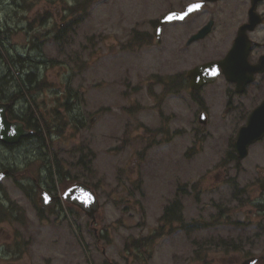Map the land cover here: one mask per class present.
Returning <instances> with one entry per match:
<instances>
[{"label":"rangeland","instance_id":"rangeland-1","mask_svg":"<svg viewBox=\"0 0 264 264\" xmlns=\"http://www.w3.org/2000/svg\"><path fill=\"white\" fill-rule=\"evenodd\" d=\"M22 1L34 2L30 13ZM47 2L0 0V27L5 20L13 26L11 56L36 54L42 60L26 70L11 63V75L20 81H27L32 67L36 77L27 96L15 102L49 129L43 149L23 146L4 158L21 182L7 178L2 190L11 206L25 208L18 186L31 189L30 174L37 177L45 166L43 177L58 170L69 174L58 183L61 192L73 179L88 183L101 207L92 224L76 206L70 225L66 215H51L49 224L22 215L17 249L34 262L59 258L56 264H68L69 255L71 264H241L264 255V216L251 204L259 196L254 173L241 180L227 161L218 166L229 157L237 130L223 105L203 130H195L197 104L179 91L181 73L212 58L209 42L184 46L187 35L166 28L155 42L152 21L168 9L164 0H50L51 20L31 21L37 26L26 34L21 17L45 12ZM82 6L83 12L69 13ZM219 93L215 86L205 92L203 105ZM260 152L264 156V146ZM31 158L28 175L24 167ZM174 198L182 220L163 224L159 217ZM3 230L0 251L10 239L9 229ZM148 235L153 240L146 246L126 247ZM98 239L105 256L95 246Z\"/></svg>","mask_w":264,"mask_h":264},{"label":"flooded vegetation","instance_id":"flooded-vegetation-1","mask_svg":"<svg viewBox=\"0 0 264 264\" xmlns=\"http://www.w3.org/2000/svg\"><path fill=\"white\" fill-rule=\"evenodd\" d=\"M146 1L153 3L157 0ZM164 3L168 6L167 10L184 11L192 3H197L199 7L188 12L182 19H174L164 23L161 26L160 35L163 28H166V31L169 30L173 35L180 33L183 37L186 34L184 46L207 40L209 49L212 52V58L209 60L221 61L228 55L227 60L218 64L213 81L201 86L198 90L190 88L191 79L188 71L193 66L209 60L199 62L188 68L184 74L181 73V76H179V91L184 92L189 99L197 104L194 119L197 120L198 125L195 126V130H203L209 124L211 112L223 105L224 112L229 115V119L237 132L248 125L250 130L262 131L260 137L248 144L246 155L243 158H239L235 152L236 132L230 146L231 157L228 159L227 164H229L231 171L234 172L232 176L235 178L243 180V174L254 173L253 183L256 190H258L259 196L255 200H251V204L253 207L259 208L257 210L263 217L264 156H258L261 155L260 148L264 146V0H164ZM2 10L5 11V9ZM32 17L31 20H28L26 15L22 17L26 21L28 29H33L37 26L36 22L31 25V21H37L39 24L44 22L42 15L34 16L32 14ZM152 22L154 32L155 28L159 26V18ZM3 26L4 29L0 27V121L9 125L4 130H12L11 125L14 123L22 124L21 130H28L31 133L27 136H20L18 141L14 143L0 139V172L8 171V174L0 180V232H3V229H9L8 234H10L9 242L4 243V247L1 250L3 254H0V264H56L59 263V258H56L54 262V259L46 261V263L37 259L34 262L30 261L32 257L25 253V249H17L21 237L16 226H24V223L19 221L22 215L24 218L28 215L36 223L44 222L47 224L54 222L49 219L51 215H66L70 221L68 225L72 224L70 219V216L73 215L72 207L61 196L67 187L61 192L58 183H54L50 175H48L49 177H43L42 168H45V166L37 169V177L31 175L27 166L33 162L35 157L32 156L34 158H31L24 167L25 174H30L29 187L31 189H24L18 186L20 189V201L22 198L24 199L25 208L16 205H13L14 207L11 206L6 200L5 192L2 190V182L7 178L12 179L13 182H21L16 179V174L14 173L16 167L9 165V163L6 164L4 158H8L12 150L23 148V146H30L31 148L39 146L41 147L40 149H43L45 144L42 142L43 139L40 137V133L49 130L42 127L38 115L35 116L33 111L28 112L23 107H18L15 102L17 98L21 96L23 98V94L25 98L29 87L36 82L35 72H33L34 68L30 69L31 72L25 73V78L27 81L29 80L27 87L23 83L20 84L18 82L20 88L23 87L21 90L18 89V84H16V90L12 91L10 72L13 60L15 63H22L23 70H26L24 68L26 64H32L36 68L42 64V60L36 54H33V57H29L18 53L15 57H12L9 38L12 31L10 28H13V26L7 24L6 20ZM205 28L207 31L202 38L190 40L193 35ZM155 42L157 41L155 40ZM214 86L220 92L219 95L216 94V98L212 99L208 106L203 105V94ZM234 99H236V102H232ZM245 100H250V104L246 105ZM239 107L241 109H238ZM201 120H204V122H201ZM19 126L16 125L17 128ZM34 141L36 143L33 144L32 142ZM250 156L252 158L247 159ZM28 158L30 157L28 156ZM244 160H247L250 168L246 166ZM45 169L48 172V169ZM54 177L55 179L59 178L57 175ZM41 189H45L54 197V204L51 207H43L40 199ZM95 246L97 248L100 247L102 256H105V247L100 239L96 241ZM262 256L264 257V255ZM258 260L264 262V258ZM71 263H74V259L72 255H69L68 264Z\"/></svg>","mask_w":264,"mask_h":264},{"label":"water","instance_id":"water-1","mask_svg":"<svg viewBox=\"0 0 264 264\" xmlns=\"http://www.w3.org/2000/svg\"><path fill=\"white\" fill-rule=\"evenodd\" d=\"M197 3H192L188 5L184 11H175L170 10L167 11L161 18L159 19V27L155 30V35L158 37L160 27L165 22L171 21L173 19H182L188 12L197 9L195 7ZM206 28L196 33L191 37L190 40H195L198 38H202L206 33ZM228 59V55L224 60L221 61H208L202 64H199L188 71V75L191 79L190 86L191 88L198 89L202 84L211 82L216 74H213L219 63H223ZM94 119L91 120V122ZM1 122V121H0ZM204 122V120H201ZM16 125H20L19 128ZM9 125L5 122H1L0 124V139L5 142L14 143L17 142L20 136H27L30 134L28 130H21L22 124H12V130H4V128H8ZM262 135V131L260 130H250L249 125L242 127L241 130L238 131L236 142H235V151L237 152L240 158H243L247 152V146L249 143L257 139ZM8 173L7 170L0 172V180L6 176ZM40 199L43 203V206L49 207L54 203V197L49 195L46 190H41ZM63 198L68 202L76 205L78 208L83 210L86 215L91 219V224L96 219V214L100 208V203L97 198L95 191L83 182H76L69 186L63 193ZM257 257H250L241 262V264H254L257 261Z\"/></svg>","mask_w":264,"mask_h":264},{"label":"trees","instance_id":"trees-1","mask_svg":"<svg viewBox=\"0 0 264 264\" xmlns=\"http://www.w3.org/2000/svg\"><path fill=\"white\" fill-rule=\"evenodd\" d=\"M45 6H46V11L44 12L43 19H47L48 17H50L52 15V12H50V10H49V7H51L50 0H48V2L45 4ZM22 7L23 8H29L30 7V4H24ZM85 9H86V6H82V7H78V8H73V9H69V13H80V12H83ZM143 38H145V36H142L140 38V40H142ZM21 64L22 63L19 64L18 62L15 63L14 60L12 61V66L13 67H17L18 65H21ZM11 77H12V81H14V79H17L18 82H20V84L23 83L25 85V87L28 86L29 80L28 81H25L22 78V81H20L19 76L18 77H15V76L11 75ZM18 89H20L19 84H18ZM26 89H28V88H26ZM21 92H23V91H21ZM23 98H24V94H23ZM40 137L42 139H44L43 133H40ZM228 153H229V157H228V155H226L227 156V159H225V158L221 159V162L219 164L220 166L221 165H224L225 164L224 162L225 161H228V159H230V157H231L230 156V152H228ZM78 164H80L81 166H84L82 160L78 161ZM48 167H49V165H48ZM67 174L68 173H66V172H63V171L58 170V176H59V178H63V177L66 178L68 176ZM50 176H51L52 180L54 181V173L53 172H51ZM181 220H182V216H181V204H180V202H179V200L177 198H174L169 204H167L165 206V208H164L161 216L159 217V221H161L163 224L168 225V224H172L173 221H181ZM161 234H162V230H161ZM152 240H153V236L152 235H148V236H145V237H142V238L133 239L130 244L129 243L126 244V247H129L132 250L133 249H139V248L143 247L144 245L146 246Z\"/></svg>","mask_w":264,"mask_h":264},{"label":"snow or ice","instance_id":"snow-or-ice-1","mask_svg":"<svg viewBox=\"0 0 264 264\" xmlns=\"http://www.w3.org/2000/svg\"><path fill=\"white\" fill-rule=\"evenodd\" d=\"M195 7H199V5L197 4V5H195ZM213 74H215V71L213 72Z\"/></svg>","mask_w":264,"mask_h":264}]
</instances>
